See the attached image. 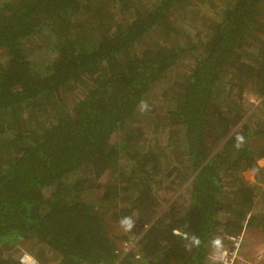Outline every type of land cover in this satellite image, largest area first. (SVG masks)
<instances>
[{
	"label": "trees",
	"instance_id": "1",
	"mask_svg": "<svg viewBox=\"0 0 264 264\" xmlns=\"http://www.w3.org/2000/svg\"><path fill=\"white\" fill-rule=\"evenodd\" d=\"M212 8L0 0V264H20L15 246L37 264H205L264 233V121L244 96H264V0Z\"/></svg>",
	"mask_w": 264,
	"mask_h": 264
},
{
	"label": "rangeland",
	"instance_id": "2",
	"mask_svg": "<svg viewBox=\"0 0 264 264\" xmlns=\"http://www.w3.org/2000/svg\"><path fill=\"white\" fill-rule=\"evenodd\" d=\"M208 1H209V4L211 6H213L212 10H215V12L210 11V13H213L214 19L217 18V13L219 12V10H221L224 7H227V5L230 2V0H208ZM210 1H211V3H210ZM133 2L137 5V7L140 8V5L145 6V5L151 4L153 2V0H133ZM203 7H205V6L203 5ZM200 8H201V6H199V7L194 6V7L188 8V10H189L188 13L190 11H192L191 12L192 15L189 14V15L185 16L186 18L184 20V25L187 28H190L189 31L193 30L192 28H196V26L198 24V20L195 17V15H197V14H195V12H197V11L200 12L197 15L198 17H200V14H203V12L205 10V8H204V10L201 11ZM193 20H196V22L194 23ZM201 28L202 27H199L200 31L202 32ZM149 39L152 42L154 40H156L154 36H152V37L149 36ZM35 56L37 58H39L40 60H42L44 58L48 59V57L51 58V56H49V54H46V53H43V52L42 53L41 52H36ZM189 61H190L189 59H186V60L182 61L181 65L177 68V70H175V72H180L181 73V72L186 71V68L188 67ZM173 75L174 74H172L171 76H173ZM167 82H168V78H167ZM165 89H166V87L164 85H162V84L159 85L157 88H154L152 90V92L150 93V96L148 97V101H144V103L142 105V108H144L143 111H145L150 116L149 118H151L149 110L150 109H154L155 110L154 114H152L153 120H154L155 116L156 117H160L166 111V109H168L167 108L168 107V101L166 99H164V98H161V95H160L162 93V91H164ZM244 96L247 99L246 110H248V111H247L246 115H250L251 113L254 112L256 114V117L251 118V120L254 121V122L262 120V122H263L264 121V96L263 97H257V96H254L251 93H246ZM60 103L61 104L58 105L60 108H62L64 110H68V108L72 104V98L69 97V93L66 96L63 97V99H62V101H60ZM249 104H251V106ZM55 110L56 109L53 108L51 111H47L44 114V116H43V118L47 117L46 119L44 118V120L45 121L53 120V118L55 116L54 115L55 114V112H54ZM143 115H145V114H143ZM149 121H146V120L142 119L141 124H147V123H149ZM160 194H162V193H160ZM160 196H162V195H160ZM161 205H160V207H161L160 211H171V209L169 207L170 203L163 204L162 206ZM171 213L174 214V211H171ZM130 238H129L128 242H130ZM244 238L246 240V243H245V245L243 244V251H245L246 258L248 260H252L251 254H254L257 251H259V250L264 248V233H259L254 228H247L244 231ZM122 246H125L127 248L129 246V244H127V242H125V243L122 244ZM22 248H23L22 246H15L14 247L15 254H16V251H17V254L15 256H17L18 253H19V255L21 253H27L28 254V251H26V250H24Z\"/></svg>",
	"mask_w": 264,
	"mask_h": 264
},
{
	"label": "built area",
	"instance_id": "3",
	"mask_svg": "<svg viewBox=\"0 0 264 264\" xmlns=\"http://www.w3.org/2000/svg\"><path fill=\"white\" fill-rule=\"evenodd\" d=\"M150 224L141 227L140 235L149 229ZM138 236L131 237L127 251L137 242ZM229 246L216 250L208 256L205 264H264V248L252 254V260L246 258L243 251L244 232L227 236ZM138 258V256H135ZM20 264H37L36 260L27 253H21L18 258Z\"/></svg>",
	"mask_w": 264,
	"mask_h": 264
},
{
	"label": "clouds",
	"instance_id": "4",
	"mask_svg": "<svg viewBox=\"0 0 264 264\" xmlns=\"http://www.w3.org/2000/svg\"><path fill=\"white\" fill-rule=\"evenodd\" d=\"M237 140L242 142L243 137H237ZM237 146H239V144ZM120 224L123 228H125V230H128V229L132 228L133 221L129 217H124L121 219ZM215 243L218 245L220 243V241L217 240V241H215Z\"/></svg>",
	"mask_w": 264,
	"mask_h": 264
},
{
	"label": "crops",
	"instance_id": "5",
	"mask_svg": "<svg viewBox=\"0 0 264 264\" xmlns=\"http://www.w3.org/2000/svg\"><path fill=\"white\" fill-rule=\"evenodd\" d=\"M244 241H245V242H244L243 244L245 245V243H246V240H245V238H244ZM244 254H245V253H244ZM251 256H252V254H251Z\"/></svg>",
	"mask_w": 264,
	"mask_h": 264
}]
</instances>
